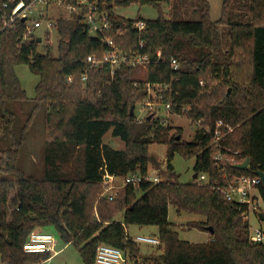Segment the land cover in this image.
Segmentation results:
<instances>
[{
	"label": "trees",
	"instance_id": "trees-1",
	"mask_svg": "<svg viewBox=\"0 0 264 264\" xmlns=\"http://www.w3.org/2000/svg\"><path fill=\"white\" fill-rule=\"evenodd\" d=\"M194 1L199 20L174 18L177 0H116L121 7L138 2L159 10V17L152 20L112 14L113 28L108 32L122 53L149 57L146 79L136 78L137 69L127 64L113 75L108 63L91 67L88 57L103 58L108 46L76 20L59 22L60 41L53 44L57 56L52 45L24 41L23 21L0 33V143L12 140L6 148L0 144V172L17 177H0L3 264H41L51 258L52 252L24 249L31 232L47 226L75 245L85 264H95L100 244L122 249L129 262L138 264L141 247L129 234L131 225L158 227L155 236L163 252L161 260L149 258L153 264H264V244L250 240L249 221L238 207L210 185L176 181L172 163L178 152L196 158L195 174L218 176L211 144L216 123L224 120L234 130L222 144L239 152V163L250 158L248 168L231 165L229 171L253 176L264 171V0H225L218 20L211 18L208 0ZM162 2L172 6L170 17ZM139 20L147 23L142 31L135 27ZM42 46L45 52L40 51ZM172 59L179 62L178 71L172 69ZM20 65H28L39 76L36 111L47 108L44 175L39 179L17 164L36 113L24 112L22 104L29 98L16 72ZM173 77L177 78L173 92L165 100L171 99L174 112L186 107L190 119L201 121L191 142L183 141L181 127L171 136L170 125L150 116L140 122L136 115L137 104L148 98L147 85L169 83ZM201 81L207 83L203 86ZM110 130L125 142L124 149L104 142ZM152 143L168 144L162 181L127 184L114 200L101 196L106 174H147ZM261 193L264 199V186ZM171 205L178 214L203 217L187 226L212 228V240L181 239L169 219Z\"/></svg>",
	"mask_w": 264,
	"mask_h": 264
},
{
	"label": "built area",
	"instance_id": "built-area-1",
	"mask_svg": "<svg viewBox=\"0 0 264 264\" xmlns=\"http://www.w3.org/2000/svg\"><path fill=\"white\" fill-rule=\"evenodd\" d=\"M115 5L116 0H30L29 2L5 0L0 7V33L8 27H15L17 22L23 21L26 24V31L22 36L24 41L41 38V44L53 45L60 41L59 22L61 20H76L87 28L94 37L101 38L102 42L108 46V52L103 58L88 57L91 67L99 68L108 63L111 66L112 75L124 64L136 68L137 71H141L142 68L148 69V56L122 53L108 35V32L113 28L112 14L116 15L113 11ZM146 26L147 23L143 20L135 22V27L140 31ZM158 55L161 56L160 50ZM171 66L174 71L180 69V64L176 59H172ZM83 79L86 80L87 76H84ZM176 79V77L171 78L169 83H149L147 85L148 98L142 104L147 116L158 119L165 125L170 122L173 115H180L174 112L171 99L165 100V95L170 96L172 94V85ZM201 85L204 86L205 82L201 81ZM146 117L137 116L140 122ZM194 123L199 129L201 121L195 120ZM233 130L234 127L224 120H219L216 123L211 146L214 147L213 160L219 175L213 177L211 173L203 172L198 175L197 182L210 185L221 192L230 203L238 207L242 216L249 221V225L253 215L264 222V219L260 217V214L264 213V199L261 193V186H264L263 179L257 174L253 176L229 171V166L232 165L236 168L237 164L244 162L239 163L238 151L233 152L222 144V139ZM206 132H211V128H206ZM118 178H123L124 185L137 184L142 181L153 183L162 181V177L158 174L150 175L148 172L144 175L139 171L127 177L106 174L104 178L106 190L103 191L102 196H107L110 200L116 198L119 190H116L114 182ZM251 229L250 225V240L253 243L264 244V228ZM134 241L146 242L156 246L161 245V240L158 237L148 235H138ZM24 249L27 253H53L56 250V240L53 235L35 229L31 232ZM95 264L135 263L129 262L122 249L108 244H100L97 247Z\"/></svg>",
	"mask_w": 264,
	"mask_h": 264
},
{
	"label": "rangeland",
	"instance_id": "rangeland-1",
	"mask_svg": "<svg viewBox=\"0 0 264 264\" xmlns=\"http://www.w3.org/2000/svg\"><path fill=\"white\" fill-rule=\"evenodd\" d=\"M211 4V18L212 20H218L222 14V6L225 0H208ZM179 4V10L174 15L176 19H184V20H199L201 18L200 9L194 0H177ZM163 11L166 14V17H170L172 15V6L169 5L168 2H162ZM114 13L120 16H124L128 19H137L142 17L147 20L157 19L159 17V10L150 5H142L138 2L132 3L129 7H121L115 5L113 8ZM248 8L244 9L242 13H247ZM236 13H240L239 9H236ZM250 12L248 13V15ZM36 15V12H35ZM41 52H45L43 46L39 48ZM52 53L57 56L59 51L57 48L51 46ZM17 75L23 84L24 89L27 92L28 100L23 103L24 112L30 113L32 111H36L35 107L37 102L36 98V86L39 82V76L34 74L28 65H20L16 67ZM148 75L147 68L141 71L135 72V77L140 79H146ZM207 83V82H205ZM212 84L211 86H213ZM146 102V101H145ZM144 102V103H145ZM144 105L141 103L137 104L136 115L140 118L146 117L147 112L143 108ZM188 109L186 107H182L179 112L180 115H173L170 119V122L167 125L172 127L170 135L173 136L178 132V128L181 127L183 129V141L191 142L195 140L197 126L195 125L193 119H190V116L187 115ZM22 111H19V118L21 117ZM186 113V114H185ZM46 114L47 108L44 106L38 108L36 111L28 133L26 134V144L21 148V151L18 155L17 164L21 167L27 175H33L36 178H43L44 175V158H45V142L47 139V122H46ZM23 118V117H22ZM24 120L26 118H23ZM2 132V131H1ZM0 132V135H1ZM12 135L10 134L9 137ZM180 136V135H179ZM178 136V137H179ZM2 137V136H0ZM20 138V135H17V138ZM181 138V136H180ZM1 139V138H0ZM9 139V138H8ZM14 142V140H13ZM104 142L111 144L116 149H124L125 142L119 138L115 137L110 130L104 137ZM10 143L12 140L10 139ZM10 143H0L3 144L4 148L8 147ZM167 151L168 144L166 143H152L149 147V154L151 155L152 161L149 165L148 173L150 175L158 174L163 178L164 173L167 171ZM195 157L186 158L182 156L180 153H176L175 157L172 161L176 177L175 180L180 183H188V182H197L198 175L195 174L194 166H195ZM157 163V164H155ZM194 174L197 175L194 177ZM166 176V175H165ZM0 177H9L11 179L17 178L15 175H8L0 172ZM198 183V182H197ZM105 182L103 181L101 184L102 191L101 196L106 188L104 187ZM114 185L116 190L122 189L125 185L123 184V178H118L115 180ZM141 195V194H139ZM121 215V214H120ZM203 217L190 214V213H182L178 214L176 209L171 205L169 208V219L175 225V229L179 232L180 238L183 240H187L195 243H204L207 242L208 237L211 236V232L200 230L197 228H189L187 223L190 221H195L202 219ZM251 230L256 228H264V222L257 219L255 215L250 218ZM40 229V228H36ZM41 230V229H40ZM43 232L49 233L53 235L56 240V248L57 250H61V252L55 258H49V262L47 264H85L79 252V249L73 245H67L62 238L60 237L57 229L53 226H47L42 229ZM129 234L131 238L134 240L138 235H148L154 236L159 234V229L157 226H144L139 227L136 225H131L129 227ZM141 247V255L139 257L138 264H153L149 258H158L161 260L160 256L163 252V247H158L154 244H149L146 242H139ZM148 259V260H147ZM0 264L2 263L0 257ZM41 264H46L42 262Z\"/></svg>",
	"mask_w": 264,
	"mask_h": 264
},
{
	"label": "water",
	"instance_id": "water-1",
	"mask_svg": "<svg viewBox=\"0 0 264 264\" xmlns=\"http://www.w3.org/2000/svg\"><path fill=\"white\" fill-rule=\"evenodd\" d=\"M41 40H42L41 38H38L37 41L41 42ZM133 112H134V110L132 109L131 113L133 114ZM150 118H151V116H150ZM177 139H180V136L177 137ZM249 164H250V158H247L244 162H242L240 164H237L236 168L243 170V169H246L249 166ZM256 174L259 175L263 179V183H264V171L258 170L256 172ZM196 176L197 175H195L194 177H196ZM260 217H261V219H264V213H261ZM210 231H211V233H213V229L212 228H210Z\"/></svg>",
	"mask_w": 264,
	"mask_h": 264
},
{
	"label": "crops",
	"instance_id": "crops-1",
	"mask_svg": "<svg viewBox=\"0 0 264 264\" xmlns=\"http://www.w3.org/2000/svg\"><path fill=\"white\" fill-rule=\"evenodd\" d=\"M194 176H195V174H194ZM41 230L43 229V228H40ZM129 231V230H128ZM210 232V231H209ZM209 240H212V233H211V236L210 237H208V240L207 241H209ZM67 245H70V244H67ZM61 252V250L59 251V250H57V248H56V250L52 253V256H51V258H55V257H57V255L59 254ZM50 258V259H51ZM50 259H48L47 261H46V264L49 262V260ZM139 260V259H138ZM139 262V261H138ZM140 264V263H139Z\"/></svg>",
	"mask_w": 264,
	"mask_h": 264
}]
</instances>
